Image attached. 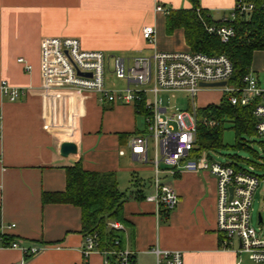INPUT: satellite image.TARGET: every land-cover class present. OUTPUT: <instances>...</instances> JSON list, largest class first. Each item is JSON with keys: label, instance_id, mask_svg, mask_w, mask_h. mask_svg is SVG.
Listing matches in <instances>:
<instances>
[{"label": "crops", "instance_id": "0c3cea01", "mask_svg": "<svg viewBox=\"0 0 264 264\" xmlns=\"http://www.w3.org/2000/svg\"><path fill=\"white\" fill-rule=\"evenodd\" d=\"M234 4L198 0L219 24L230 19ZM156 5L191 7L189 0H0V84L31 89L16 102L0 94V234L22 248L41 249L24 257L0 242V264H104L99 252L82 254L79 208L41 202L43 193L64 191V170L77 162L88 172L115 175L125 198V247L135 253V264H155L149 253L154 246L181 251L184 264H252L220 244L213 176L181 172L165 177L178 197L166 216H158L155 205L144 200L152 193V172L150 166L133 165L138 162L127 146L131 136L144 133L133 106L100 105L94 96L72 93L52 104L39 91L40 45L46 38H75L84 50L128 58L189 51L183 30L168 33L166 15L155 12ZM145 26L155 29L152 44L142 39ZM263 72L264 51H257L250 74L259 82ZM66 118V131L57 132L58 120ZM63 142L74 143L76 154L61 156Z\"/></svg>", "mask_w": 264, "mask_h": 264}, {"label": "built area", "instance_id": "2783aa9c", "mask_svg": "<svg viewBox=\"0 0 264 264\" xmlns=\"http://www.w3.org/2000/svg\"><path fill=\"white\" fill-rule=\"evenodd\" d=\"M255 8V0H235L230 19H224L220 25H206L205 31L216 36L221 43H227L234 36V30L228 23L236 16L250 20ZM154 11L167 15L169 10L156 5ZM154 35L153 26L142 28V39L148 44L153 43ZM18 62L23 63V60L19 59ZM106 64L108 73L125 83L123 87L107 85L105 56L101 51L84 50L75 38H46L40 45L39 91L52 104L54 100L62 101L64 95L69 93L78 98L94 96L100 105L135 107L142 101L148 112L147 116H142L144 133L131 136L127 146L136 162L151 168L152 193L145 196L144 200L155 205L158 216L161 212L169 213L176 208L178 197L173 188L163 181L165 177L175 178L181 172L213 176L216 180V230L221 236L222 248L246 257L252 264H264V221H258V215L261 216L258 213L255 228L250 217L254 192L264 178L233 167L230 163L214 161V151L193 155L199 123L195 98L205 88L200 84L224 82L225 85L218 88L231 105L247 106L254 103L253 117L258 137H264V87L251 74L243 78L241 88L229 85L233 66L224 55L155 51L147 57L113 56L106 60ZM25 70L28 72L30 67L25 66ZM30 90L0 84V94L9 102H16ZM175 94L187 98L190 106L188 110L163 106L161 97ZM147 96H150V100ZM202 122L209 127L216 125L205 118ZM108 227L125 233L124 226L119 222H109ZM0 242L3 247L21 250L24 257L35 255L41 250L22 248L14 241L6 243L3 234H0ZM94 251L105 256L104 264H112L107 259L111 256L115 257V264H135V253L129 248L101 251L95 234L84 237V258ZM149 253L155 257V264H184L183 254L178 250H162L154 246Z\"/></svg>", "mask_w": 264, "mask_h": 264}, {"label": "trees", "instance_id": "16d2710c", "mask_svg": "<svg viewBox=\"0 0 264 264\" xmlns=\"http://www.w3.org/2000/svg\"><path fill=\"white\" fill-rule=\"evenodd\" d=\"M191 7L187 10H172L166 15V31L182 29L185 43L192 53L209 56L224 55L233 66V73L228 84L237 88L243 86V78L250 74L253 54L264 51V0H255L256 8L250 20L236 16L228 23L234 36L227 43H221L216 36L205 31L206 25H220L211 20L208 13L198 5V0H189ZM264 81V72H263ZM260 84V82H258ZM264 86V82H263ZM255 104L247 106L231 105L223 95L216 105L198 108L196 115L199 123L196 127V142L193 151L198 156L203 151L223 148L222 136L226 123L234 133L235 146L247 148L246 139L257 137L253 110ZM136 113L147 116L148 112L139 102L134 107ZM213 121L216 125L209 127L202 119ZM237 168L236 163H230ZM264 168V166H262ZM65 172V189L62 192L43 193L42 204H68L80 210V232L83 237L95 234L101 251H118L125 247V235L122 231L108 227L109 222L127 225L122 217L124 194L119 191L113 173L88 172L80 162L67 167ZM167 213L161 212V216ZM6 243L13 240L3 235ZM221 241V236L219 235ZM115 264V257H107Z\"/></svg>", "mask_w": 264, "mask_h": 264}, {"label": "rangeland", "instance_id": "374dc122", "mask_svg": "<svg viewBox=\"0 0 264 264\" xmlns=\"http://www.w3.org/2000/svg\"><path fill=\"white\" fill-rule=\"evenodd\" d=\"M105 76L107 85H113L115 87H123L124 82L115 79L108 73L106 60L111 59L116 54H111L105 52ZM260 85L263 86V76L259 75ZM222 97L220 88L218 87H209L203 88L195 98V106L197 108H203L207 105H216L219 103ZM163 106L168 108H177L178 110H188L190 108L187 98L182 94L175 95H163L162 97ZM147 99L150 100V96H147ZM57 132L66 131V124L68 123L67 118L58 120ZM142 126V131L145 129L144 118L141 116L139 120V126ZM223 148L214 150L212 157L214 161L218 163H236L238 168H241L245 171L254 173L255 175L264 178V137H253L251 139H246L247 148H242L235 146L234 133L229 128V124L226 123L225 130L222 136ZM151 147V141H150ZM151 156V152H150ZM134 166H145L138 163H133ZM122 190H125L123 186H120ZM130 189V186L127 187ZM126 188V189H127ZM260 213L264 221V181L260 182L256 191L254 192L250 217L251 224L256 228L257 223V214Z\"/></svg>", "mask_w": 264, "mask_h": 264}, {"label": "water", "instance_id": "95a60500", "mask_svg": "<svg viewBox=\"0 0 264 264\" xmlns=\"http://www.w3.org/2000/svg\"><path fill=\"white\" fill-rule=\"evenodd\" d=\"M79 74V73H78ZM89 76V75H88ZM225 83H212V84H200L201 87L209 88V87H222L224 86ZM77 152V147L74 143L72 142H63L60 147H59V153L61 156L66 157L70 154H76ZM258 221H262V218L260 215H258Z\"/></svg>", "mask_w": 264, "mask_h": 264}]
</instances>
